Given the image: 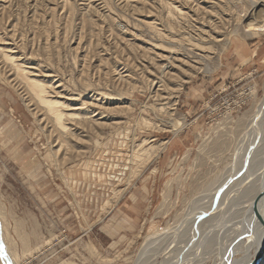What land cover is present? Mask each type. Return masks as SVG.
<instances>
[{"label": "rangeland", "instance_id": "374dc122", "mask_svg": "<svg viewBox=\"0 0 264 264\" xmlns=\"http://www.w3.org/2000/svg\"><path fill=\"white\" fill-rule=\"evenodd\" d=\"M222 1L0 0V46L50 83L68 110L87 107L96 125L80 126L73 140L55 137L53 123L0 59V215L17 264H166L163 247L189 236V220L237 165L246 126L264 109V11ZM167 56L185 59L165 72L158 65ZM60 143L65 149L54 154ZM229 191L203 224L200 247L172 263L245 259L233 250L239 237L223 256L233 236L219 227L237 221L243 200ZM158 235V247L138 259Z\"/></svg>", "mask_w": 264, "mask_h": 264}, {"label": "bare ground", "instance_id": "6f19581e", "mask_svg": "<svg viewBox=\"0 0 264 264\" xmlns=\"http://www.w3.org/2000/svg\"><path fill=\"white\" fill-rule=\"evenodd\" d=\"M5 1V0H4ZM196 1V0H195ZM247 1V6L251 3L252 5H255L257 9H259V11H264V0H245ZM244 1V2H245ZM165 2V1H164ZM171 2V1H170ZM198 2V1H197ZM217 2V1H216ZM222 4L224 1H222ZM169 3V2H168ZM225 3H227V1H225ZM173 4V3H172ZM176 4V3H175ZM192 4V3H191ZM198 4V3H197ZM205 4V3H204ZM182 5V4H180ZM225 5V4H224ZM227 5V4H226ZM170 6V4H169ZM195 6V5H194ZM220 6V5H219ZM222 6V5H221ZM171 7V6H170ZM180 6L176 7L173 6L171 9H174L172 11H175L174 13L177 15L178 18H187V14L184 13L181 9L182 7L179 9ZM199 7V6H198ZM202 7V6H201ZM228 7V6H227ZM226 7V8H227ZM232 7V6H231ZM230 7V8H231ZM159 8V7H158ZM168 8V6H167ZM204 8V7H203ZM216 8V7H215ZM220 8V7H219ZM218 8V9H219ZM222 8V7H221ZM198 9V8H197ZM224 9V7H223ZM199 10L201 11V8L199 7ZM222 10V9H221ZM170 11V9L168 10ZM167 11V12H168ZM171 11V12H172ZM170 12V13H171ZM206 12V11H205ZM208 12V11H207ZM223 12V10H222ZM221 12V13H222ZM231 12V11H230ZM169 13V14H170ZM173 13V14H174ZM215 13V12H214ZM213 13V14H214ZM219 13V11H218ZM216 13V14H218ZM257 13V12H256ZM260 13V12H258ZM262 13V12H261ZM215 14V15H216ZM224 14V12H223ZM223 14H219L220 19H218L216 22L217 23H221V21L223 20ZM232 14V13H231ZM172 15V14H171ZM211 16H215L210 14ZM226 15V13H225ZM176 17V16H175ZM200 17V16H199ZM207 18V17H206ZM211 18V17H210ZM217 18V17H215ZM250 18V17H249ZM158 19V18H157ZM188 19V18H187ZM204 19V18H203ZM202 19V21H203ZM192 20V19H191ZM196 20V19H195ZM201 20V18H200ZM206 20V19H205ZM214 20V19H213ZM247 20V19H246ZM245 20V24L247 23V21ZM153 22V21H152ZM150 22L149 25L152 23ZM191 22V21H190ZM196 22V21H194ZM200 22V21H199ZM204 22V21H203ZM225 22V21H224ZM252 22V21H250ZM249 22V24H250ZM148 23V22H147ZM185 23V22H184ZM207 23V22H206ZM212 22H210L211 25ZM154 24V23H152ZM209 24V22H208ZM215 24V23H214ZM155 26V25H154ZM153 26V27H154ZM205 26V25H204ZM221 26V25H220ZM219 26V27H220ZM223 26V24H222ZM221 26V27H222ZM147 27V26H146ZM153 27H150L151 30ZM212 27V26H211ZM213 27L216 28V25H214ZM155 28V27H154ZM193 28V27H192ZM214 28V30H215ZM218 28V25H217ZM198 29V28H197ZM210 29V28H209ZM212 29V28H211ZM220 29V28H219ZM195 30V29H194ZM199 30V29H198ZM218 30V29H217ZM216 30V31H217ZM156 32V31H154ZM160 31H157V33H159ZM207 32V31H206ZM212 32V31H211ZM194 33V32H193ZM198 33V32H197ZM202 33V32H201ZM205 33V32H204ZM210 33V32H209ZM217 33V32H215ZM160 35V34H158ZM216 35V34H215ZM4 36V35H3ZM161 36H164V34H161ZM202 37V36H201ZM188 38H191L188 36ZM195 38V37H193ZM191 38V39H193ZM200 38V37H199ZM198 38V39H199ZM210 38V37H209ZM214 38V36H213ZM187 39V38H186ZM186 39H183V41L186 42ZM201 39V38H200ZM205 39V38H204ZM203 39V40H204ZM178 40V39H177ZM196 40V38H195ZM202 40V39H201ZM161 41V40H160ZM175 41V40H174ZM193 41V40H192ZM198 40H196L195 42H197ZM218 41V40H217ZM220 41V40H219ZM187 42L191 43V41L187 40ZM200 42V41H199ZM180 43V42H178ZM184 43V42H183ZM182 43V44H183ZM188 43V44H189ZM202 43V42H201ZM200 43V44H201ZM227 43V41L225 42V44ZM3 44V43H2ZM185 44V43H184ZM186 44V46L188 45ZM199 44V43H198ZM204 44V43H203ZM202 44V45H203ZM207 44V43H206ZM201 45V46H202ZM227 45V44H226ZM6 46V45H5ZM195 46V45H194ZM193 46V47H194ZM204 46V45H203ZM198 47V46H197ZM213 47V46H212ZM172 48V47H171ZM188 48V47H187ZM205 49V48H204ZM173 50V48H172ZM189 50V49H188ZM191 50V49H190ZM194 50V49H193ZM205 52H207V50H204ZM211 51V50H210ZM10 51H8V46L7 47H1L0 46V59L4 64H8L9 66L11 65L13 67V69L15 70L16 73V77L17 80H20L23 82L22 85H24V89L27 91L28 94H30L31 98L33 99V101L39 105L40 110L42 109L45 113V115L49 118L50 122L53 123V126L55 128V132L56 135L55 137L59 138V139H65L67 140V134H71L72 136H68L69 138H71L73 140V137L75 136L74 133L76 131H78V129L80 128V126H83L84 128H80L81 130H84L86 127L85 126H93L94 123L92 124V121L90 119V117H85L87 116V113L84 111L87 109H76V110H68L69 106L67 104H65L64 102H60L58 100L57 97L51 96V89L49 90V87L52 86L50 83V86L48 87V83L44 82L41 78L38 79L37 77H32V75L30 73L27 72V70L25 69V67L18 66L15 64L14 57H12V54H9ZM169 52V51H168ZM202 52V51H201ZM209 52V51H208ZM10 53H13L12 51ZM15 53V52H14ZM175 53V52H173ZM191 53V51L189 52ZM192 54V53H191ZM172 55V54H171ZM175 55V54H174ZM196 55V54H195ZM194 55V56H195ZM199 54H197L198 56ZM14 56V54H13ZM19 56V55H18ZM160 58H162V56L158 55ZM193 56V57H194ZM196 57V56H195ZM199 57H201L199 55ZM207 57V56H206ZM189 58V57H188ZM202 58V57H201ZM200 58V59H201ZM204 58V57H203ZM184 57L182 59H177L175 57L172 56H167L166 58L163 57V60L165 61V64H161L158 65L160 70H164L165 72L167 67L170 66L171 63H173L174 61L176 62H181L182 60L184 61ZM197 59V58H196ZM199 59V58H198ZM162 60V61H163ZM182 61V62H183ZM196 61V60H195ZM204 61V60H203ZM176 62V63H177ZM17 63V62H16ZM23 64V63H22ZM200 64H201V60H200ZM189 65V64H188ZM202 65V64H201ZM175 66V65H174ZM194 66V65H193ZM8 67V66H7ZM203 67V66H202ZM10 68V67H9ZM180 68V67H179ZM199 68V67H197ZM196 68V69H197ZM189 69V68H188ZM193 69V67L191 68ZM169 70V69H168ZM180 70V69H179ZM195 70V69H193ZM192 70V71H193ZM200 70L202 71V69L200 68ZM212 69H209V67L204 66L203 67V71L204 72H211ZM7 71V70H5ZM4 71V72H5ZM36 71V70H35ZM185 71V70H184ZM191 71V70H190ZM196 71V70H195ZM198 71V69H197ZM3 72V73H4ZM163 72V71H162ZM161 72V73H162ZM14 73V72H13ZM196 73V72H195ZM7 75V74H6ZM5 75V76H6ZM9 75V73H8ZM1 76V75H0ZM3 77V76H2ZM10 77V76H9ZM40 77V76H39ZM42 77V76H41ZM15 78V77H14ZM44 78V76H43ZM48 78V77H47ZM185 78V77H184ZM3 81H5L3 79ZM2 81V82H3ZM19 81V82H20ZM50 81V80H48ZM7 82V79L6 81ZM10 82V80H9ZM54 82V81H53ZM8 85V84H6ZM9 86V85H8ZM176 89V88H175ZM53 90V89H52ZM177 91V90H176ZM159 95V94H157ZM95 96V95H94ZM93 96V97H94ZM97 97V95H96ZM159 97V96H157ZM93 100V99H92ZM91 100V101H92ZM99 100V99H98ZM30 103V102H29ZM84 103V102H83ZM92 104V102H91ZM37 105V106H38ZM90 105V103H89ZM87 105V106H89ZM95 105V104H93ZM97 105V104H96ZM83 105H80V107ZM86 106V105H85ZM78 107V108H80ZM95 107V106H94ZM93 107V108H94ZM97 107V106H96ZM102 107V106H101ZM261 107V106H260ZM89 108V107H88ZM104 108V107H103ZM258 110L255 112L256 115L255 117L252 119H250V122L247 124V129H246V133L243 136V144L245 142L244 148L242 149V147L240 149H242L243 153L242 156H240L238 154H236V161H237V165L235 167L232 168V170L229 172H227L226 174V179L223 180V182L220 184V186L217 185V187L213 190L214 193L209 197L207 202H204L203 207H201V213L200 214H196L194 217H192L189 221H191V225H190V232H188V235L186 239H184V233L182 234V228L181 226L179 228H177L176 230H174L173 234L174 235H180L182 236V240H177V239H172V241L170 243H167L162 251H164V257L165 259H170V260H165L164 263H168V264H180L181 260H177L176 262H171L172 258H180V256L182 258L187 257V255H189L190 253H192V251L194 250L193 248H197L199 246L200 243H203L201 241H203L202 239H204V231L202 230L203 228V224L205 222H208L210 220V218L212 216V214H210L212 211L215 212L216 208L218 207V205H220L218 203V199H220V201H224L225 196H227V193L229 191V189H231L232 187H234V192L235 194H237L239 198L243 199L238 205L240 206V209L237 211L236 215L232 218L234 220V222H230V225L227 227H224L223 225L220 226L219 231H223L222 229L224 228V231H227L228 233V237L226 239H230L231 236H233L232 239H230V241H225L224 243V247L226 250H224V252L226 253V255H223L224 257H226L227 259V251L231 250V247H233V241L236 240L237 237H239L240 243H237L236 245H234L233 250L239 253H247L245 259H243L240 263L241 264H264V166L261 164L264 162V156L260 159H258V163L256 162V158H258L259 153H261L260 151H262V149L264 148V109L261 108H257ZM261 109V111H259ZM89 110V109H88ZM92 110V109H91ZM100 110V109H99ZM102 110V109H101ZM104 110V109H103ZM156 110V109H155ZM165 110V109H164ZM163 110V111H164ZM95 111V110H94ZM158 111V110H157ZM102 112V111H101ZM92 113V112H91ZM94 115V114H93ZM254 115V114H253ZM89 116V115H88ZM169 116V114H168ZM96 117V116H95ZM94 121V120H93ZM97 121V120H96ZM49 122V121H48ZM95 122V121H94ZM99 122V121H98ZM97 122V123H98ZM51 123V126H52ZM96 123V124H97ZM99 124V123H98ZM97 124V125H98ZM104 124V123H103ZM101 124V126L103 125ZM113 124V123H111ZM70 125V127H68ZM96 128V125H94ZM73 127L72 131L70 130V128ZM76 137V136H75ZM81 137V136H80ZM82 138V137H81ZM79 137H77L78 139H81ZM58 140V139H57ZM70 140V139H69ZM80 141V140H78ZM77 144V141H74ZM65 143V141H64ZM64 143H60L57 146V148L55 150H53L54 154H59L60 152L62 153L61 150L65 149ZM73 143V142H72ZM79 144V143H78ZM68 146V144H67ZM241 146V145H240ZM54 147V146H53ZM71 148V147H70ZM69 148V149H70ZM54 149V148H53ZM73 149V148H71ZM245 150V151H244ZM248 150V151H247ZM69 151V150H68ZM71 153V152H70ZM51 154V153H50ZM67 153H65L66 156ZM137 154V153H136ZM133 154V160H134V155ZM143 154H147V152H143ZM246 154H249L248 157H246V160L244 159ZM264 154V153H263ZM151 155V154H150ZM153 155V154H152ZM59 156V155H58ZM64 156V155H63ZM132 156V154H131ZM250 156V157H249ZM55 157V156H54ZM147 157V156H146ZM151 157V156H149ZM58 160V159H57ZM62 160V159H61ZM262 161V162H261ZM62 162V161H61ZM234 163V162H233ZM245 163V164H244ZM261 166H263V168H261ZM260 168L262 170H260ZM260 170V171H259ZM259 171V172H258ZM255 175V176H254ZM131 176V175H130ZM129 176V177H130ZM104 177V176H103ZM100 179V178H99ZM232 182V183H231ZM245 182V183H244ZM230 185V186H229ZM241 185H244L241 187ZM225 186H229L227 190H224L223 187ZM239 189L241 191H239ZM210 192V191H209ZM230 192V191H229ZM234 194V193H233ZM262 194V195H261ZM233 196V195H232ZM259 196L260 199H259ZM236 197V195H235ZM230 200V199H229ZM258 201L257 206H255V201ZM227 202V201H226ZM216 203H218V205H216ZM221 206V205H220ZM225 207V206H224ZM189 208V207H188ZM220 208V207H218ZM237 208V207H236ZM232 209V208H230ZM235 210V209H234ZM224 211V210H223ZM233 212V210H231ZM197 212V211H196ZM195 212V213H196ZM198 213V212H197ZM221 213V212H220ZM210 214V215H209ZM225 214V212H224ZM228 214V212H227ZM231 214V213H230ZM208 215V218H205ZM229 215V214H228ZM210 216V217H209ZM226 216V215H225ZM223 219H225V217H223ZM222 219V220H223ZM220 220V219H219ZM226 220V219H225ZM185 221V220H184ZM212 221V220H211ZM227 221V220H226ZM219 222V221H218ZM221 222V221H220ZM229 224V222H228ZM183 225V224H182ZM175 228V226H173ZM188 229V228H187ZM226 229V230H225ZM214 233V231H213ZM222 233V232H221ZM197 234V235H196ZM164 235V233L162 234ZM161 235V236H162ZM173 235V236H174ZM235 235V236H234ZM172 237V235H170ZM209 236V234H208ZM220 236V235H218ZM222 236V235H221ZM167 237V236H166ZM175 237V236H174ZM164 238V237H163ZM177 238V237H176ZM216 238V236H215ZM219 238V237H218ZM156 239V240H155ZM161 239V238H160ZM159 235L158 238H150L148 240L145 241V243L143 244V246L140 249V254L138 256V259L141 258L142 256H144L145 253L149 252L150 250L154 249L155 247H158L159 245ZM167 240V239H166ZM225 240V239H222ZM165 241V240H164ZM167 242V241H166ZM205 242V241H204ZM239 242V241H238ZM163 245V244H162ZM212 245V244H211ZM205 246V245H204ZM176 247V248H175ZM200 247V246H199ZM207 247V246H206ZM205 247V248H206ZM222 247V249L224 248ZM204 248V247H203ZM202 248V249H203ZM193 249V250H192ZM198 249V248H197ZM215 249V248H214ZM195 251V250H194ZM199 251V250H198ZM154 252V251H153ZM155 252L157 253V251L155 250ZM196 252V251H195ZM224 253V254H225ZM235 253V252H234ZM155 254V253H153ZM161 254V253H160ZM182 254V255H181ZM231 252L228 253V255H230ZM167 255H171V256H167ZM240 255V254H239ZM245 255V254H244ZM154 256V255H153ZM258 256L260 257V259L257 261L256 259H258ZM229 257V256H228ZM222 258V257H221ZM219 259V258H218ZM204 260V259H203ZM199 261V260H198ZM257 261V262H256ZM0 264H17L15 255H13L8 247V245L5 242V233H4V226L2 224V218L0 215ZM185 262V261H184ZM192 262V261H191ZM200 262V261H199ZM202 262V261H201ZM134 264V263H133Z\"/></svg>", "mask_w": 264, "mask_h": 264}, {"label": "water", "instance_id": "95a60500", "mask_svg": "<svg viewBox=\"0 0 264 264\" xmlns=\"http://www.w3.org/2000/svg\"><path fill=\"white\" fill-rule=\"evenodd\" d=\"M261 195H262V194H261ZM260 197H261V196H259V199H260ZM257 203H258V201L256 200L255 203H254L255 206H257ZM259 259H260V257L258 256V259H256V260L258 261ZM257 261H256V262H257Z\"/></svg>", "mask_w": 264, "mask_h": 264}]
</instances>
